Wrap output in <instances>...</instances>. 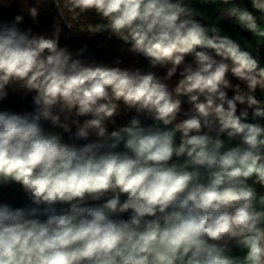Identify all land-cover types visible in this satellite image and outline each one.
I'll return each mask as SVG.
<instances>
[{"label": "clouds", "instance_id": "9594fccd", "mask_svg": "<svg viewBox=\"0 0 264 264\" xmlns=\"http://www.w3.org/2000/svg\"><path fill=\"white\" fill-rule=\"evenodd\" d=\"M0 264H264V0H0Z\"/></svg>", "mask_w": 264, "mask_h": 264}, {"label": "trees", "instance_id": "16d2710c", "mask_svg": "<svg viewBox=\"0 0 264 264\" xmlns=\"http://www.w3.org/2000/svg\"><path fill=\"white\" fill-rule=\"evenodd\" d=\"M49 23L50 17H41V28H47ZM64 42L70 43L74 47H78L81 43H87L90 53L99 61L111 62L116 58H120L124 62V65L133 63V57L132 54L127 51V45L115 39H107L106 36L103 35L92 38L82 36L80 39L71 38L67 41L62 40V43ZM139 66H145V62L141 60ZM8 103L16 108L26 107V104L23 102L17 103L16 98L11 99Z\"/></svg>", "mask_w": 264, "mask_h": 264}, {"label": "water", "instance_id": "95a60500", "mask_svg": "<svg viewBox=\"0 0 264 264\" xmlns=\"http://www.w3.org/2000/svg\"><path fill=\"white\" fill-rule=\"evenodd\" d=\"M13 195H18V194H11V195L6 196V198H12ZM12 202H13L14 204H21V203H22L21 200H17V199H13Z\"/></svg>", "mask_w": 264, "mask_h": 264}, {"label": "crops", "instance_id": "0c3cea01", "mask_svg": "<svg viewBox=\"0 0 264 264\" xmlns=\"http://www.w3.org/2000/svg\"><path fill=\"white\" fill-rule=\"evenodd\" d=\"M209 12H210V10H209ZM11 194H17V193H15V190H13L12 193H8V192L3 193V195H4L5 197L8 196V195H11Z\"/></svg>", "mask_w": 264, "mask_h": 264}]
</instances>
